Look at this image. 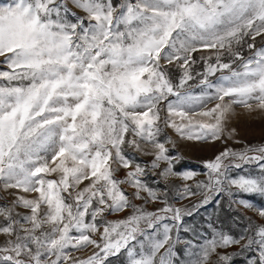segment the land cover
Instances as JSON below:
<instances>
[{
  "label": "snow or ice",
  "instance_id": "1",
  "mask_svg": "<svg viewBox=\"0 0 264 264\" xmlns=\"http://www.w3.org/2000/svg\"><path fill=\"white\" fill-rule=\"evenodd\" d=\"M0 65V264H264V0H0Z\"/></svg>",
  "mask_w": 264,
  "mask_h": 264
},
{
  "label": "rangeland",
  "instance_id": "2",
  "mask_svg": "<svg viewBox=\"0 0 264 264\" xmlns=\"http://www.w3.org/2000/svg\"><path fill=\"white\" fill-rule=\"evenodd\" d=\"M259 46V43H258ZM245 55H247V52H245ZM3 66L0 65V69H2ZM202 68V65L198 66V70ZM236 126L238 127L240 131V136L243 141L250 143V144H259L261 142H264V120L260 118L252 119L245 117L241 115L238 118V121L236 123ZM170 135H173V138L175 139L174 134L171 132ZM221 146L219 144L216 145H194L191 143H184L181 142L178 146V151L183 156V160L177 164L176 170L177 171H183V170H194L199 173H203V161L206 159H210L213 157V155L216 153V151ZM235 147H240V145H235ZM175 151V150H174ZM139 159L142 160H149V157H141ZM120 177L123 178V171L119 173ZM199 178L203 179V176L201 175ZM176 184H180L181 182L179 180L173 181ZM126 187V186H125ZM130 191V190H129ZM139 203V202H138ZM255 203L258 206L264 205V198L256 197ZM158 205H149L150 210L154 209ZM209 212L212 211L211 208L208 210ZM203 215H206V213H202L201 216L195 217L194 221L190 222H200L202 220ZM111 219H116L118 217H110ZM227 222V218H226Z\"/></svg>",
  "mask_w": 264,
  "mask_h": 264
}]
</instances>
